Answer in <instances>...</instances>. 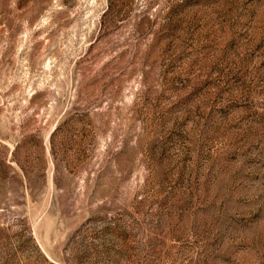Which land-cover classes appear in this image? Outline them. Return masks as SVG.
I'll return each mask as SVG.
<instances>
[{
  "label": "rangeland",
  "instance_id": "rangeland-1",
  "mask_svg": "<svg viewBox=\"0 0 264 264\" xmlns=\"http://www.w3.org/2000/svg\"><path fill=\"white\" fill-rule=\"evenodd\" d=\"M0 264H264V0H0Z\"/></svg>",
  "mask_w": 264,
  "mask_h": 264
}]
</instances>
